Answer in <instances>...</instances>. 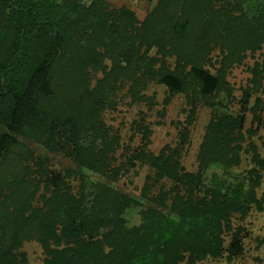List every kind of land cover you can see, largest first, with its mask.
<instances>
[{
	"label": "trees",
	"instance_id": "16d2710c",
	"mask_svg": "<svg viewBox=\"0 0 264 264\" xmlns=\"http://www.w3.org/2000/svg\"><path fill=\"white\" fill-rule=\"evenodd\" d=\"M148 14L141 23L105 0H0V264H29L30 242L41 244L45 264H199L224 257L233 218L262 210L264 156L252 141L245 147L227 76L246 52L263 49L264 0H160ZM217 48L224 57L212 75L204 65ZM254 65L245 103L264 91V64ZM151 83L186 95L189 126L200 105L213 109L194 173L182 169L183 146L158 155L127 149L118 163L120 138L112 139L104 110L127 88L134 103L153 102L143 94ZM255 105L264 111L260 99ZM137 129L148 146L150 127L142 120ZM32 145L106 180L73 167L53 177ZM243 153L251 162L243 176L206 183L209 169L230 174ZM136 165L151 170L148 204L113 185ZM242 233L232 235L229 259Z\"/></svg>",
	"mask_w": 264,
	"mask_h": 264
},
{
	"label": "rangeland",
	"instance_id": "374dc122",
	"mask_svg": "<svg viewBox=\"0 0 264 264\" xmlns=\"http://www.w3.org/2000/svg\"><path fill=\"white\" fill-rule=\"evenodd\" d=\"M92 2L93 0H83V4L86 6H90ZM105 2L111 8L131 10L142 23L148 17V13H151L159 5L160 0H105ZM223 57L224 54L219 48L213 50L210 54L212 61L205 63L204 70L212 75H217ZM256 62L264 64V46L256 53L246 52V59L243 60L242 64L234 65L230 69L227 80L230 82L233 98L229 101L228 110L235 117L245 119L242 130L246 138H249L245 143V147L252 141L258 147L260 154L264 156V126L255 119L258 116L264 120V111L256 108L255 105L257 100L260 99L264 106V91L254 92V94H251L249 102H244L246 88L252 86V69ZM262 84L264 86V79ZM143 94L152 98L153 102L134 103L127 88L115 94L113 97L114 106L104 110L102 119L111 131L112 139L120 138L121 150L117 154L118 163L120 164L126 160L124 157L121 158L124 152L125 154L128 152L130 155L127 149L134 152L142 147L158 155L166 146L173 148L183 146L180 158L182 169L186 172H196L200 146L206 129L212 120L213 109L200 105L195 119H193V124L189 126L188 114L191 106L188 105L187 97L183 92L175 91L163 84L151 83L148 90ZM142 120L145 121V125H148L152 132L148 146L142 133L137 129V123H141ZM185 133L187 137L183 139L182 135ZM32 146L35 148L37 156L44 154L43 156L49 158L50 175L53 177L64 174L63 172L67 168L73 167L82 170L93 181L102 182L105 179L85 168H79L74 163L73 158H70L64 152L50 154L39 146ZM250 168V157L243 153L240 167L231 170L230 174L224 173V170L219 168H211L205 180L206 183L212 184L214 175L217 174L222 179L231 181L237 175L243 176ZM150 173L151 170L146 166L136 165V167H131L121 172L117 182L113 183L114 188L135 200L148 204L142 198V190L146 177ZM72 184L74 189L77 190L75 187H77L78 182L73 181ZM168 186L172 187L171 184ZM257 194L258 199L262 201V210L253 208L247 217L239 218V216H236L233 218L234 231L224 237V247L226 249L224 257L216 260L208 259L199 264H264V171H262V182ZM129 219L130 224L139 221L136 211L130 213ZM239 227L243 229L241 251L236 255H232L229 259L231 255L228 250L233 244L232 235ZM23 251L28 255L29 264H45V255L41 244L37 242L25 243Z\"/></svg>",
	"mask_w": 264,
	"mask_h": 264
}]
</instances>
